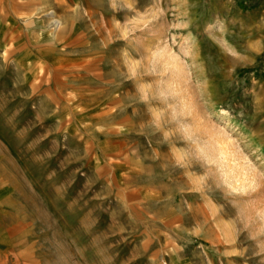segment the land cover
I'll return each mask as SVG.
<instances>
[{"label": "rangeland", "instance_id": "obj_1", "mask_svg": "<svg viewBox=\"0 0 264 264\" xmlns=\"http://www.w3.org/2000/svg\"><path fill=\"white\" fill-rule=\"evenodd\" d=\"M0 264H264V0H0Z\"/></svg>", "mask_w": 264, "mask_h": 264}, {"label": "bare ground", "instance_id": "obj_2", "mask_svg": "<svg viewBox=\"0 0 264 264\" xmlns=\"http://www.w3.org/2000/svg\"><path fill=\"white\" fill-rule=\"evenodd\" d=\"M51 10V9H50ZM34 14V13H33ZM48 15H50L51 17H53V19L51 20V27H52V31H51V33H52V35H53V39H59V36H61V35H59V32H60V29H62L61 28V26H62V21H61V19H59V18H57V17H55L56 16V12L54 11V10H51V11H49L48 12ZM50 22V21H49ZM42 23V22H41ZM50 25V24H49Z\"/></svg>", "mask_w": 264, "mask_h": 264}]
</instances>
